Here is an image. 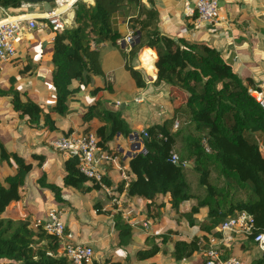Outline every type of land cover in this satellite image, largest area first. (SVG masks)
<instances>
[{
	"label": "trees",
	"instance_id": "16d2710c",
	"mask_svg": "<svg viewBox=\"0 0 264 264\" xmlns=\"http://www.w3.org/2000/svg\"><path fill=\"white\" fill-rule=\"evenodd\" d=\"M152 1L76 2L72 7L73 25L57 32L51 43V73L46 82L53 92L52 106L44 112L29 98L23 102L13 89L14 83L8 91L0 90V97H10L13 108L19 112V117L26 119L29 128L42 123L47 131L58 130L53 115L60 119L67 117L69 102L81 87L89 85L92 77L104 78L99 50H92L90 43L115 44L120 35L114 18L123 7L133 8L136 14L128 24L138 33V41L126 57L131 61L146 51L156 58L153 85L173 92L172 114L143 130L142 134L147 136L144 152L131 156L125 172L127 178L115 184V191L125 189L128 197L144 200L148 208H154L156 200L161 198L164 205L176 212L181 204L194 201L191 209L180 216L189 226H197L201 234L189 242H174L171 254L174 261L186 260L197 252L204 255L211 238L221 239L216 230L218 226L240 212L248 213L254 220L253 236L248 238L253 243L256 235L264 233V148L256 139L259 136L264 142V110L217 50L183 38L174 40L161 33L158 13L148 8ZM21 4L17 0H0V7L5 9H18ZM144 59L151 57L145 54ZM125 68L136 87L143 88L139 71L127 65ZM76 82L79 84L74 87ZM100 90L112 92V87L105 83L91 93L95 95ZM92 121L97 122L96 126L82 127L76 133L93 134L101 150L109 152L108 144L114 137L127 138L132 133L122 114L106 110L100 100L89 105L83 116L85 125ZM171 152L178 156L180 167L170 161ZM0 157L7 159L10 167L11 159L16 165L13 174L0 177V264H68L59 241L42 224L36 226L37 220L32 221L29 214L8 218V209L24 196L18 191L32 165L19 153L8 152L1 142ZM34 157L45 159L42 155ZM63 171L65 188L82 193L99 189L96 183L90 185L91 181L79 173L76 157L65 158ZM187 171L196 175V192L187 181ZM38 182L58 204L64 202L60 186L47 181L45 175ZM103 183L109 187L113 184L107 176ZM203 208L207 209L206 219L196 224L194 216ZM112 221L118 247L127 248L132 239L131 225L120 213L112 215ZM174 235L177 233L168 231L150 240L160 238L165 246ZM221 249L224 257L230 256L232 247L222 246ZM161 251L156 245L139 250L136 260L152 258ZM248 264H264V250Z\"/></svg>",
	"mask_w": 264,
	"mask_h": 264
},
{
	"label": "crops",
	"instance_id": "0c3cea01",
	"mask_svg": "<svg viewBox=\"0 0 264 264\" xmlns=\"http://www.w3.org/2000/svg\"><path fill=\"white\" fill-rule=\"evenodd\" d=\"M184 1L153 0L152 5L148 6V8H154L158 13L160 32L172 37L174 40L183 38L190 43L205 45L217 50L224 61L233 68L238 77L248 86V89L261 93L264 98V0H218L220 20L211 25L200 23L195 17L186 18L183 15ZM56 5L57 2L26 5L18 9L0 7V22L19 16H33L37 19V26L34 29L23 28L17 38L15 42L16 57L11 62L0 65V90L8 91L14 83L13 89L17 90L23 102L29 98L41 106L44 112L53 104V92L46 80L51 73V43L55 34L46 22L41 20V17L55 9ZM135 14L134 9L130 7H123L116 14L114 24L120 35L119 39L132 32L128 22ZM62 18L68 22V27L72 26L74 19L72 8ZM118 41L115 44L106 43L97 46L104 78L92 77V82L89 85L81 87L80 92L69 102L70 114L67 117L60 119V117L53 115L59 129L55 131L56 135L51 139L62 137L70 132H76L81 130L82 127L96 126V121L85 125L83 116L88 106L97 100H100L106 110L120 112L131 130V134L136 133L139 138H141V134L147 126L161 123L165 117L172 114L170 97L173 92L169 88L153 85L156 79V69L155 66L153 67V61L156 58L145 51L128 61L124 46L119 45ZM145 54L149 55L151 59L143 60ZM126 65L139 71L144 81L143 88L136 87L133 79L129 81L125 75L121 74V72L130 74L125 68ZM118 78L128 82L127 88L114 86L113 83H116ZM105 83L111 85L112 92L100 90L95 95L91 93L94 88H101ZM78 84L76 82L74 87H77ZM132 104L153 108L157 115L152 117L146 113L140 122L136 121L134 125L129 126L128 111ZM10 109V97H0V117ZM20 123L24 124L25 121L21 120ZM63 128L66 130L65 132L62 130ZM256 139L264 148L263 138L256 136ZM138 141L135 139L129 140L128 137L116 136L115 140L108 144L112 161L107 164L103 162L101 166L102 164L105 166V176L112 180L113 184L110 187L114 191L115 184L127 178L125 172L131 158L129 155L137 154L130 152V150L133 146H136ZM142 148L143 145H141L140 150ZM99 156L98 154L97 159L101 161ZM65 158L63 156V163ZM62 176H64V173ZM53 183L56 184V182ZM48 198L46 203H50V200H52L51 196H48ZM106 198L103 202L97 200L92 205L90 202L91 206L89 205L93 217L104 216L107 220L106 227L103 231H100V234L95 231L96 229H92L88 233L89 239L82 243L90 246L93 254L95 253L98 257L100 255V258L93 255L94 263L104 264L109 261L114 264H202L204 257L199 252L182 261H174L171 256L174 242H189L192 237L201 234L197 226H189L188 223L183 225L180 213L186 212L180 210L176 212L167 204H162L163 207L158 208V202L163 200L161 198L156 200L154 208H148L144 200L128 197L125 189L122 191L116 190L111 198L107 196ZM20 202L22 204L21 210L20 203L15 204V206L8 209V211L13 212V216L10 215L8 218L17 219L22 214L28 215L25 212L28 202H24V199ZM66 204L64 199V202L59 206L63 205V208L67 210L69 208ZM166 209H168L167 212H165ZM117 213H120L123 220L128 222L132 228V239L127 248L118 247L117 234L112 221V215ZM206 214V208L200 209L199 213L194 216L196 224L205 220ZM29 217L32 221H36L31 215ZM45 217L46 214L42 219ZM162 218L170 223L176 221L183 227L181 229L168 228L153 234V228L160 225ZM65 227L68 237H71L68 226L65 225ZM168 231L176 232L177 235L172 236L171 241L162 248L161 252L146 260H136V254L139 250L146 248L145 245L151 242L150 238L163 235ZM242 241L243 237L232 235L231 241L226 244V247H232L230 256L238 257L244 264H248L258 255L253 256L252 250L243 246ZM242 249L245 250L244 253H241Z\"/></svg>",
	"mask_w": 264,
	"mask_h": 264
},
{
	"label": "built area",
	"instance_id": "2783aa9c",
	"mask_svg": "<svg viewBox=\"0 0 264 264\" xmlns=\"http://www.w3.org/2000/svg\"><path fill=\"white\" fill-rule=\"evenodd\" d=\"M93 0H72L71 2H57L56 8L48 14L43 15L44 20L54 34L68 27V22L62 18L68 10H70L76 2L91 3ZM71 3V4H70ZM68 6L66 11L61 8ZM28 4H21V8ZM183 15L186 18L195 17L200 23L214 24L220 20L218 9V0H185L183 5ZM37 26V19L33 16H19L12 19H6L0 22V65L11 62L16 57L15 42L19 37L23 28L32 30ZM119 40V41H118ZM118 44L124 46L125 54H129L132 46L138 40V33L130 32L124 38L118 39ZM116 41V42H117ZM92 50L97 49L94 42L90 43ZM145 52V51H144ZM249 94L264 110V98L261 93L249 90ZM177 126V125H176ZM141 137H147L145 133ZM49 147L63 154V156H74L77 159L79 173L99 186V189L109 198L113 196V188L103 183L105 175L104 165L101 163H109L112 157L109 152L100 154L99 161L97 155L100 149L97 146V139L91 133L78 134L71 132L62 137L51 139L48 142ZM135 147V146H134ZM144 152V148L141 149ZM170 161L173 164L178 163V156L170 153ZM15 206L12 205V207ZM10 207V208H12ZM9 208V209H10ZM36 226L42 224L45 230L54 235L59 241L60 249L67 258L68 264H94L93 250L90 246L84 244H73L69 241L66 233V227L60 220L58 211L50 210L42 221H37ZM221 235V239L211 238L209 246L204 252L202 264H244L238 257H224L221 253V247L231 241L232 235H239L243 238L253 236L254 220L251 215L246 212H240L233 217L225 219L216 229ZM256 247L264 250V233H260L253 238ZM104 264H114L113 262H105Z\"/></svg>",
	"mask_w": 264,
	"mask_h": 264
},
{
	"label": "rangeland",
	"instance_id": "374dc122",
	"mask_svg": "<svg viewBox=\"0 0 264 264\" xmlns=\"http://www.w3.org/2000/svg\"><path fill=\"white\" fill-rule=\"evenodd\" d=\"M126 73L127 72H121L122 75H125V77L131 81L132 78L130 74ZM113 84L117 88L118 86L122 88H127L128 86V82L119 78L116 83ZM128 112L129 119H127L129 126L134 125L136 121L140 122L141 119L145 117L146 113L152 117H156L157 115L155 109L137 106L136 104H132ZM3 114L5 115L0 117V142L8 152L16 151L20 153V155L25 158L26 162H30L32 165V169L27 175L24 185L18 191L19 193L25 194V196L22 197V200L24 199V202H28V204H26L28 209L26 208L25 212L36 220H43L42 218L48 211H50L49 209L58 211L61 222L69 228V234H71L69 239L73 244H82L84 241H87L89 239L88 233L92 231V229H96L95 231H98L100 234V231L105 229L107 220L104 216L93 217L89 205L90 202L92 205V203L97 200L102 202L105 201L107 199L106 195L100 189H94L91 193H82L74 188H65L63 186V154L52 150L48 145L49 139L53 138L56 135V132H50L43 129L42 123H40L36 128H29L26 125V122L21 124V120L26 121V119L19 117V112L13 108L12 103L10 111H5ZM62 130L63 132L66 131L64 128ZM115 138L116 137H114L112 141H114ZM103 153H106V150L100 149L99 155ZM34 155H42L45 159L41 160L39 158H35ZM9 162L12 167L8 165L7 159L0 157V177H4L6 174H13L16 171V165L13 163V160L11 159ZM42 175H45L47 181L56 182V184L61 187V198L63 200L65 199L67 203L66 206L69 209L66 210V208H63V205L59 206L52 194L49 192L45 194L38 182ZM195 176L196 175L193 172L187 171V181L191 185V190L196 192L197 186ZM92 184L93 183L91 182L90 185ZM114 192L115 191L113 190V193ZM47 195L52 197L50 203H46V200L49 199ZM163 201L164 200H160L158 202V208L163 207ZM19 203L21 210L22 204L21 202ZM194 204V201L183 203L180 205L179 210L182 212H188ZM167 210L168 209L164 211L167 212ZM7 215L13 216V212L7 211ZM181 222L183 225H187V222L183 218H181ZM183 225H179L176 221L170 223L162 218L160 225L153 228V234L162 232L168 228L181 229ZM242 244L246 248L252 250L253 256L259 255L258 253L262 252L254 246L248 238H243ZM153 245L158 246L160 250L164 247L160 238H154L145 246L146 248H152ZM244 252L245 250L242 249L241 253ZM94 257L100 258V255L98 257L94 253Z\"/></svg>",
	"mask_w": 264,
	"mask_h": 264
},
{
	"label": "water",
	"instance_id": "95a60500",
	"mask_svg": "<svg viewBox=\"0 0 264 264\" xmlns=\"http://www.w3.org/2000/svg\"><path fill=\"white\" fill-rule=\"evenodd\" d=\"M17 1H20L21 3L28 4V5H35V4H41V3L50 4V3H54V2H56L58 0H17ZM155 60L153 61V67L155 66ZM117 136H119V135H117ZM128 139L129 140H133V139L139 140L138 143L136 144V146L135 147L134 146L132 147V149L130 150V152H135V153L142 152V150H140V147L146 141V137L139 138L136 133H133V134H131V135L128 136ZM129 156L131 157V155H129ZM175 166L180 167V165L178 163H176ZM185 167L186 168H191L190 165H185Z\"/></svg>",
	"mask_w": 264,
	"mask_h": 264
},
{
	"label": "bare ground",
	"instance_id": "6f19581e",
	"mask_svg": "<svg viewBox=\"0 0 264 264\" xmlns=\"http://www.w3.org/2000/svg\"><path fill=\"white\" fill-rule=\"evenodd\" d=\"M68 2L72 1V0H67ZM74 1V0H73ZM57 2V1H56ZM71 4V3H70ZM70 4L67 5V7H65V5L61 8L62 11H66L68 9V6H70Z\"/></svg>",
	"mask_w": 264,
	"mask_h": 264
}]
</instances>
